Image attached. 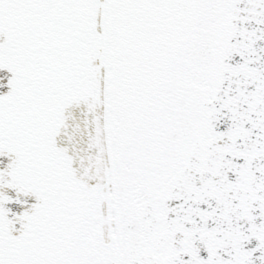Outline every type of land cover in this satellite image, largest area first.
<instances>
[{"label":"snow or ice","instance_id":"obj_1","mask_svg":"<svg viewBox=\"0 0 264 264\" xmlns=\"http://www.w3.org/2000/svg\"><path fill=\"white\" fill-rule=\"evenodd\" d=\"M0 264H264V0H0Z\"/></svg>","mask_w":264,"mask_h":264}]
</instances>
